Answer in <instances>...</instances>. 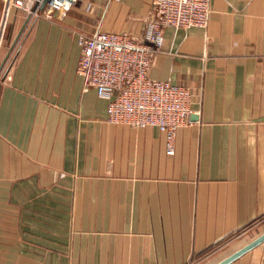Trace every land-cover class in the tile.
Returning <instances> with one entry per match:
<instances>
[{
	"label": "crops",
	"instance_id": "obj_1",
	"mask_svg": "<svg viewBox=\"0 0 264 264\" xmlns=\"http://www.w3.org/2000/svg\"><path fill=\"white\" fill-rule=\"evenodd\" d=\"M151 0H79L26 22L0 0V264H212L264 230V0H209L163 28L149 75L187 85L172 153L106 121L77 73L79 32L140 34ZM226 264H264V240Z\"/></svg>",
	"mask_w": 264,
	"mask_h": 264
},
{
	"label": "built area",
	"instance_id": "obj_2",
	"mask_svg": "<svg viewBox=\"0 0 264 264\" xmlns=\"http://www.w3.org/2000/svg\"><path fill=\"white\" fill-rule=\"evenodd\" d=\"M79 0H3L24 11L26 22L43 16L60 18ZM150 15L142 32H79L76 71L84 85L107 98L106 121L133 126H156L165 134L172 153L175 129L188 122L191 92L187 85L157 79L148 71L163 45V28L205 27L209 0H151Z\"/></svg>",
	"mask_w": 264,
	"mask_h": 264
},
{
	"label": "water",
	"instance_id": "obj_3",
	"mask_svg": "<svg viewBox=\"0 0 264 264\" xmlns=\"http://www.w3.org/2000/svg\"><path fill=\"white\" fill-rule=\"evenodd\" d=\"M262 240H264V230H262L261 232H259L258 234H256L255 236H253L252 238H250L240 246H238L237 248L228 252L227 254H225L224 256H222L212 264H226L231 260H233L234 258H236L237 256H239L241 253L245 252L246 250L250 249L257 243L261 242Z\"/></svg>",
	"mask_w": 264,
	"mask_h": 264
},
{
	"label": "rangeland",
	"instance_id": "obj_4",
	"mask_svg": "<svg viewBox=\"0 0 264 264\" xmlns=\"http://www.w3.org/2000/svg\"><path fill=\"white\" fill-rule=\"evenodd\" d=\"M239 236H233L232 238L226 239L223 242L219 243L213 250H211L202 260L194 262L193 264H208L209 261L215 259V257L219 256L229 250L233 245H235V239Z\"/></svg>",
	"mask_w": 264,
	"mask_h": 264
}]
</instances>
